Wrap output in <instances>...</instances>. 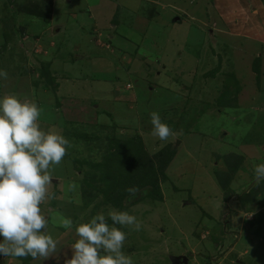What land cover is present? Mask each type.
<instances>
[{
    "label": "rangeland",
    "instance_id": "374dc122",
    "mask_svg": "<svg viewBox=\"0 0 264 264\" xmlns=\"http://www.w3.org/2000/svg\"><path fill=\"white\" fill-rule=\"evenodd\" d=\"M247 1L0 0V70L8 73L0 98L35 102L41 128L57 129L71 144L60 164L50 165L54 198L41 205L56 252L0 264L71 257L76 226L113 207L100 181L86 196L80 191L85 172L89 179L107 172L111 138L141 139L151 157L175 153L165 177L159 174L161 199L139 191L124 210L141 224L122 229V251L133 264H176L183 256L189 264L236 261L239 254L225 257L229 244L245 234L249 245L254 236L234 209L264 207L256 202L264 181L257 185L254 174L264 163V0ZM153 111L172 131L165 141L152 135ZM219 178H231V193ZM254 229L261 241L242 264H264V226ZM218 243L227 248L217 250Z\"/></svg>",
    "mask_w": 264,
    "mask_h": 264
},
{
    "label": "clouds",
    "instance_id": "9594fccd",
    "mask_svg": "<svg viewBox=\"0 0 264 264\" xmlns=\"http://www.w3.org/2000/svg\"><path fill=\"white\" fill-rule=\"evenodd\" d=\"M0 78H8L6 70H0ZM40 116L39 106L27 97L8 94L0 98V258L47 260L57 250L41 205L46 198H54L48 192L50 165H59L71 144L57 129H42ZM150 123L152 135L161 141L172 134L155 111L150 113ZM254 174L257 185L264 181V163L254 165ZM127 191L135 193L136 189ZM72 224L69 219L63 221L65 229ZM123 228L139 231L141 224L134 215L111 206L106 213L102 210L79 223L75 228L79 238L70 246L71 257L65 253L63 264H133L122 251Z\"/></svg>",
    "mask_w": 264,
    "mask_h": 264
},
{
    "label": "trees",
    "instance_id": "16d2710c",
    "mask_svg": "<svg viewBox=\"0 0 264 264\" xmlns=\"http://www.w3.org/2000/svg\"><path fill=\"white\" fill-rule=\"evenodd\" d=\"M256 70H258V68ZM44 75L47 76L46 74ZM110 140L111 142L109 146L107 144V149L112 150V152H110L109 159L106 164L107 172H103L102 177L99 178L100 180L96 177L97 174L92 179H89L90 172H85V176L82 181L83 184L80 187L81 193L86 196L88 189L96 187L94 185H97V181H100L106 187V190H103L106 195L105 199L114 208L123 211L128 206L131 197L136 195L139 191L144 192L147 195L149 194L150 197L153 198H157V196H159L161 199L162 194L158 192L160 189L159 174L165 177V170L169 166L175 153L165 149L151 157L145 151L141 139L134 138L126 141H115L114 138H111ZM166 152H169L170 159L169 157L167 159L165 158L164 153ZM229 157L231 156L229 155ZM233 157L231 158L233 159ZM85 164L89 167V169H91L92 166L96 169H102L104 166L98 163L96 165H92L91 163H84L81 165ZM79 169L80 171H84L81 167ZM223 178L222 181L221 178L218 179V184L223 190V193L226 191V193L229 194L231 193L230 188H228L231 178L229 181L224 182ZM129 188L136 189L135 193H129L127 191ZM154 192L156 194L158 192L159 194L154 197ZM73 193L77 192L75 191ZM94 200L95 199H92L90 202ZM243 203H245V201ZM85 204H88V201H86Z\"/></svg>",
    "mask_w": 264,
    "mask_h": 264
},
{
    "label": "crops",
    "instance_id": "0c3cea01",
    "mask_svg": "<svg viewBox=\"0 0 264 264\" xmlns=\"http://www.w3.org/2000/svg\"><path fill=\"white\" fill-rule=\"evenodd\" d=\"M244 1H247V0H244ZM247 2H250V1H247ZM229 5H230V3L227 6H229ZM177 19L179 20L180 17H178ZM219 19H220V17H219ZM262 198H264V196L263 197H259L258 200H256V202H258L259 204H263L264 200L262 201ZM233 208H234V206H233ZM234 211L237 212L238 215L240 216V221H239L240 227H243V229H246V228L249 229L250 230L249 231L250 234L252 236H254V239L251 241V243L249 245H247L246 243H244L242 241L246 237L245 234L242 235L241 241L239 239L237 243H235L233 245L229 244L230 250L228 251V253H227V255L225 257L228 258L227 256L232 255L233 253L239 254V255H238V258L236 259V261H234V262L231 261V262H228L227 264H233V263L242 264V260L239 259V258H242L244 256H248V254L250 253V249L253 248V247L259 246L258 244L261 241V239H259V241L256 240V237H255V234H254L253 230H255L254 228H257L259 222L261 223V225L264 226V221H263L264 220V218H263L264 217V207L263 208L261 207V208H259L258 210L254 211V212L253 211H247L246 212V210H242V209H239V208L234 209ZM259 216H261V217L259 218ZM245 224H246V226H245ZM253 226H254V228H253ZM199 238H200V240H206L208 238V233L204 234L203 236L200 235ZM201 244H204V243H201ZM251 244H253V246ZM216 246H217L216 247L217 250L218 249L221 250L222 248L225 249V246L227 248V245L226 244H222V243H220V244L218 243ZM207 249H210V248H207ZM242 249H243V251H242ZM203 250L201 251V254L199 256L203 255V252L205 254H207V252L203 251ZM216 251H214V252L211 251L210 256L214 257ZM199 256H198V258H199ZM209 260H211V258ZM221 260H223V258ZM221 260L219 262H221ZM208 262L209 261H207L206 263H203V264H209Z\"/></svg>",
    "mask_w": 264,
    "mask_h": 264
},
{
    "label": "water",
    "instance_id": "95a60500",
    "mask_svg": "<svg viewBox=\"0 0 264 264\" xmlns=\"http://www.w3.org/2000/svg\"><path fill=\"white\" fill-rule=\"evenodd\" d=\"M177 259V258H176ZM177 261H180V264H189V259L188 257H181L180 259H177ZM179 264V263H178Z\"/></svg>",
    "mask_w": 264,
    "mask_h": 264
},
{
    "label": "flooded vegetation",
    "instance_id": "af4514ba",
    "mask_svg": "<svg viewBox=\"0 0 264 264\" xmlns=\"http://www.w3.org/2000/svg\"><path fill=\"white\" fill-rule=\"evenodd\" d=\"M184 257H185V256H184ZM178 263L180 264V261H177V260H176V264H178Z\"/></svg>",
    "mask_w": 264,
    "mask_h": 264
}]
</instances>
